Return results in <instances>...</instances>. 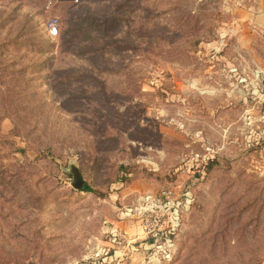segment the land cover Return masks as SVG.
I'll return each instance as SVG.
<instances>
[{"label": "rangeland", "instance_id": "obj_1", "mask_svg": "<svg viewBox=\"0 0 264 264\" xmlns=\"http://www.w3.org/2000/svg\"><path fill=\"white\" fill-rule=\"evenodd\" d=\"M257 1L0 0V264H264Z\"/></svg>", "mask_w": 264, "mask_h": 264}, {"label": "crops", "instance_id": "obj_2", "mask_svg": "<svg viewBox=\"0 0 264 264\" xmlns=\"http://www.w3.org/2000/svg\"><path fill=\"white\" fill-rule=\"evenodd\" d=\"M229 13L231 19L230 24L228 26V32H230L232 35L234 34V38L237 43V48H239V46H246L247 41H251V37L264 34V1H257L254 2V4L251 3L248 6L237 3L236 5H233L230 8ZM136 234H128V237L125 236V240H128V242H131L133 240H141L142 235H140L139 237ZM110 245L113 247L111 243ZM126 248L127 247L117 246V251H115V253H124L125 251L130 250ZM136 252L134 250L129 251L130 258H132L133 255H136Z\"/></svg>", "mask_w": 264, "mask_h": 264}, {"label": "water", "instance_id": "obj_3", "mask_svg": "<svg viewBox=\"0 0 264 264\" xmlns=\"http://www.w3.org/2000/svg\"><path fill=\"white\" fill-rule=\"evenodd\" d=\"M68 172L71 175V178L69 179L70 185L75 190H80L85 185L80 169L75 163H71L69 165Z\"/></svg>", "mask_w": 264, "mask_h": 264}, {"label": "built area", "instance_id": "obj_4", "mask_svg": "<svg viewBox=\"0 0 264 264\" xmlns=\"http://www.w3.org/2000/svg\"><path fill=\"white\" fill-rule=\"evenodd\" d=\"M57 26H58V24H57V20L56 19H51L49 21L48 26H47V31H48L49 35L54 36V35L57 34ZM161 195L162 196L164 195L165 198L168 197L166 191H162ZM154 216H156V215H154ZM149 217H151V214L148 213V216H146L144 218L145 221H147V223H148V224H146V226H144V228H148L150 225L156 226V227L159 226V224L161 222L160 221L161 219L159 217L158 218L160 220L159 219H153L152 223H150L151 220L149 219Z\"/></svg>", "mask_w": 264, "mask_h": 264}, {"label": "trees", "instance_id": "obj_5", "mask_svg": "<svg viewBox=\"0 0 264 264\" xmlns=\"http://www.w3.org/2000/svg\"><path fill=\"white\" fill-rule=\"evenodd\" d=\"M120 169H125V168H123V167H120ZM149 175H153V174H155V173H153L152 171H148L147 172ZM137 177V175H135L134 177H126V178H124V177H121L120 179H116V180H118L119 182H129V181H131L133 178H136ZM117 178H119V177H117Z\"/></svg>", "mask_w": 264, "mask_h": 264}]
</instances>
